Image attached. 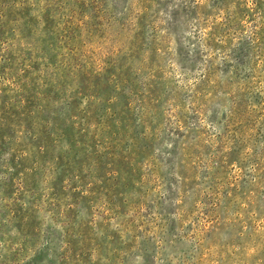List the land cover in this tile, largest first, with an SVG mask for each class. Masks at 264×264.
Instances as JSON below:
<instances>
[{"label":"rangeland","instance_id":"rangeland-1","mask_svg":"<svg viewBox=\"0 0 264 264\" xmlns=\"http://www.w3.org/2000/svg\"><path fill=\"white\" fill-rule=\"evenodd\" d=\"M0 264H264V0H0Z\"/></svg>","mask_w":264,"mask_h":264}]
</instances>
